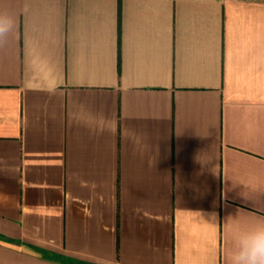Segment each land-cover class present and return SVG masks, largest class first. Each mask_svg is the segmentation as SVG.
<instances>
[{
  "label": "crops",
  "instance_id": "crops-1",
  "mask_svg": "<svg viewBox=\"0 0 264 264\" xmlns=\"http://www.w3.org/2000/svg\"><path fill=\"white\" fill-rule=\"evenodd\" d=\"M0 10V264H230L264 223V0Z\"/></svg>",
  "mask_w": 264,
  "mask_h": 264
},
{
  "label": "clouds",
  "instance_id": "clouds-1",
  "mask_svg": "<svg viewBox=\"0 0 264 264\" xmlns=\"http://www.w3.org/2000/svg\"><path fill=\"white\" fill-rule=\"evenodd\" d=\"M15 28V16L0 10V45L7 43ZM230 264H264V223L236 233Z\"/></svg>",
  "mask_w": 264,
  "mask_h": 264
}]
</instances>
